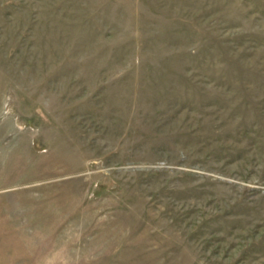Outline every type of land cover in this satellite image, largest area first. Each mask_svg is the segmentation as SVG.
<instances>
[{"label": "rangeland", "instance_id": "rangeland-1", "mask_svg": "<svg viewBox=\"0 0 264 264\" xmlns=\"http://www.w3.org/2000/svg\"><path fill=\"white\" fill-rule=\"evenodd\" d=\"M0 264H264V0H0Z\"/></svg>", "mask_w": 264, "mask_h": 264}]
</instances>
